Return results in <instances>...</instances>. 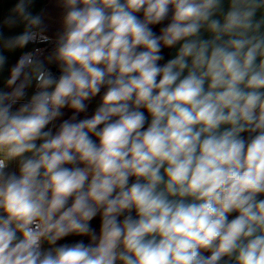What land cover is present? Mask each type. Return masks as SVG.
I'll return each instance as SVG.
<instances>
[{"label": "clouds", "instance_id": "1", "mask_svg": "<svg viewBox=\"0 0 264 264\" xmlns=\"http://www.w3.org/2000/svg\"><path fill=\"white\" fill-rule=\"evenodd\" d=\"M0 264H264V0H12Z\"/></svg>", "mask_w": 264, "mask_h": 264}, {"label": "crops", "instance_id": "2", "mask_svg": "<svg viewBox=\"0 0 264 264\" xmlns=\"http://www.w3.org/2000/svg\"><path fill=\"white\" fill-rule=\"evenodd\" d=\"M12 0H0V16L6 14L11 6Z\"/></svg>", "mask_w": 264, "mask_h": 264}, {"label": "trees", "instance_id": "3", "mask_svg": "<svg viewBox=\"0 0 264 264\" xmlns=\"http://www.w3.org/2000/svg\"><path fill=\"white\" fill-rule=\"evenodd\" d=\"M165 55L167 56V52L165 53Z\"/></svg>", "mask_w": 264, "mask_h": 264}]
</instances>
